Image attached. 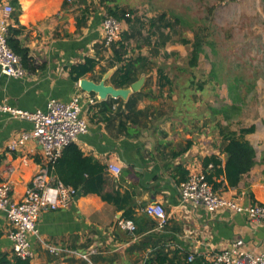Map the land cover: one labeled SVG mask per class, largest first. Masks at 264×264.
I'll return each mask as SVG.
<instances>
[{"label":"crops","instance_id":"1","mask_svg":"<svg viewBox=\"0 0 264 264\" xmlns=\"http://www.w3.org/2000/svg\"><path fill=\"white\" fill-rule=\"evenodd\" d=\"M11 1L0 0V15L6 4L15 11ZM16 1L20 14L17 20L10 15L9 26L21 27L17 39L28 49L30 62L22 78L0 73V104L24 111L45 110L50 99L68 102L79 95L81 116L89 130L74 144L83 157L104 168L103 194L111 198L82 194L66 209L43 212L38 220L40 238L64 252L52 255L36 237H30L34 257L28 264H156L160 249L170 255L176 251L192 255L207 264V257L236 240H242L247 251L264 253V221L251 222L228 210L210 213L180 202L182 178L203 171V160L209 156L225 160L219 133L211 135L208 130L204 101L186 97L191 106L177 111L176 97L171 93L173 81L162 69L172 88L160 89L157 69L161 68L154 66L144 75L143 97L136 106L142 115L128 119L123 106L109 103L115 98L107 97L101 104L96 95L80 90L79 81L74 82L70 75L71 66L87 57L95 58L100 59L99 64L83 78L101 80V70L111 57L109 50L97 47L105 13H90L85 24L77 27L82 6L66 0ZM172 48L179 51L181 46ZM106 84L111 85L109 80ZM31 129L30 122L0 112V178L12 185L16 201L40 169L42 152L34 140L13 151L8 144ZM262 134L264 131L255 129L245 136L256 152L257 164L242 176L236 188L220 191L242 205H264V145L256 137ZM108 165L119 169V173L109 170ZM154 202L162 204L166 213L162 227L144 212ZM119 220L131 221L135 230L121 228ZM7 230L5 214L0 212V260L14 264Z\"/></svg>","mask_w":264,"mask_h":264},{"label":"rangeland","instance_id":"2","mask_svg":"<svg viewBox=\"0 0 264 264\" xmlns=\"http://www.w3.org/2000/svg\"><path fill=\"white\" fill-rule=\"evenodd\" d=\"M88 3L96 7L99 0ZM118 3L134 11L144 23L161 13H166L171 21L180 18L183 24L176 30L190 40H202L203 51L197 67L188 65L190 48L179 44L159 48V55L153 58L155 67L163 69L174 83L172 95L176 97L177 111L191 106L186 97L194 100L199 97L204 101L203 107H207L211 135L218 132V122L232 131L251 126L264 131V0H119ZM124 26L127 25L123 23ZM147 35L146 27L142 28L138 42L131 43L130 55L149 57L152 49L157 48L156 36L151 37L152 49L142 46ZM172 39L176 41L178 36L173 35ZM138 45L142 47L139 49ZM176 45L181 46L179 51L172 48ZM198 85H203L201 91ZM81 98L85 103L86 99ZM232 105L239 107L240 112L228 121L212 112ZM256 137L264 145V134Z\"/></svg>","mask_w":264,"mask_h":264},{"label":"built area","instance_id":"3","mask_svg":"<svg viewBox=\"0 0 264 264\" xmlns=\"http://www.w3.org/2000/svg\"><path fill=\"white\" fill-rule=\"evenodd\" d=\"M73 0H66L72 3ZM14 8L6 4L0 15V73L12 78H22L26 71L20 57L7 44L10 15ZM101 43L106 49L119 40L123 31V23L112 16L104 14L101 22ZM80 96L74 95L70 101L62 102L50 99L45 110L24 111L0 104V112L8 113L11 118L26 120L32 129L19 133L8 144L9 150H16L27 141L34 140L42 152V162L38 172L32 177L20 200L12 196V185L0 181V212L5 214L8 230L7 237L11 241L12 256L15 259L30 261L34 252L30 247V237H36L40 244L52 255H59L64 250L46 243L40 238L38 220L46 211L68 208L77 196L78 189L64 185L54 174V166L63 150L74 143L78 136L89 130V124L81 116ZM93 102V101H91ZM211 168V165L209 166ZM108 169L119 173V169L108 165ZM180 202L193 208H203L213 213L228 210L244 215L251 222L264 221V205H242L233 198L224 197L214 191L203 171L192 172L179 184ZM144 212L154 218L160 227L166 223V213L162 204L151 203ZM118 225L128 231H134L131 221L119 220ZM73 254L75 252L71 251ZM83 257H86L83 255ZM194 260L192 255L187 261ZM207 264H264V253L256 254L244 249L242 240H236L224 249L206 258Z\"/></svg>","mask_w":264,"mask_h":264},{"label":"trees","instance_id":"4","mask_svg":"<svg viewBox=\"0 0 264 264\" xmlns=\"http://www.w3.org/2000/svg\"><path fill=\"white\" fill-rule=\"evenodd\" d=\"M119 0H99L96 7H92L88 0H73V5L82 6L80 17L76 20V26L81 27L85 24L90 13L98 10H103L106 15L112 16L118 21L127 25V30H123L118 41L114 42L109 49H106L102 43L99 47L103 51L109 50V57L106 66L102 68L101 73L104 75L109 69L116 68L109 81L111 85L117 89H125L136 82L141 76L151 72L155 66L153 58L159 55V48H165L168 44H179L190 48L188 55V65L192 68L198 66L200 54L203 51V42L199 38L190 40L179 33L176 28L183 24L180 18L175 17L173 21L166 17V13H161L158 16L147 20V23L142 22L134 11L126 10L118 3ZM12 5L15 11L12 16L17 20L20 14V8L16 0H12ZM113 3L110 6V3ZM67 3H64L66 6ZM139 24V27L137 26ZM147 24V25H146ZM146 25V26H145ZM146 27L147 37H144L142 46H150L152 49L151 37L156 36L157 48L152 49L149 57L136 54L130 55L131 43L138 42L141 35V29ZM21 33V27H9L7 34V44L11 50L20 57L21 63L25 68L29 65L28 49L23 47L17 39ZM173 35L178 36L176 41H173ZM137 45V44H136ZM138 45L137 48H141ZM100 59L85 58L82 63L71 66L70 75L74 82H78L86 74L93 72L94 68L99 64ZM109 68V69H108ZM108 69V70H107ZM31 70V68H30ZM159 76V88L164 86L172 88L171 80L163 73L162 69H157ZM94 82H99L94 79ZM203 85H198V90L201 91ZM173 91H171L172 93ZM91 95H95L91 93ZM143 97V92L132 93L126 101L121 98L109 100L110 104L118 103L127 111V118L135 120L137 115H142L141 111L136 110L137 102ZM105 102L102 100L101 104ZM216 115L222 116L225 121L232 119L234 115L240 112L237 106H223L219 109H212ZM218 133L222 139L223 147L221 152L225 155V160H221L218 156L212 155L203 160V172L206 175L207 181L212 185L214 191L236 188L243 175L247 174L257 164L256 152L250 142L245 139V136L254 132V126L249 128H241L239 131H232L228 126L217 123ZM211 165V168L209 166ZM104 168L93 162L90 158L83 157L78 147L71 143L62 152L60 158L54 166L55 176L67 186H72L75 189L81 190L82 194H96L104 200H111L110 197L103 194L102 172ZM186 176V174H185ZM188 176L181 179L184 182ZM221 179L220 181H217ZM1 181V178H0ZM181 182V183H182ZM128 219V216L125 217ZM178 256V260H176ZM187 254H179L178 251L172 255L169 252L160 249L156 254V264H203L201 259H194L191 262L187 261ZM14 264H28L29 261L15 259ZM0 264H11L4 258H1Z\"/></svg>","mask_w":264,"mask_h":264},{"label":"water","instance_id":"5","mask_svg":"<svg viewBox=\"0 0 264 264\" xmlns=\"http://www.w3.org/2000/svg\"><path fill=\"white\" fill-rule=\"evenodd\" d=\"M115 69L116 68L109 69L102 76L99 82H94L86 78L80 79L78 83L80 90L86 93H94L100 100H105L107 97L115 99L121 98L122 100H127L132 93L139 92L142 89L145 80L144 75L141 76L136 82L131 84L130 87L125 89H117L112 85L106 84V81L110 79ZM81 195V190H78L76 197H80Z\"/></svg>","mask_w":264,"mask_h":264}]
</instances>
